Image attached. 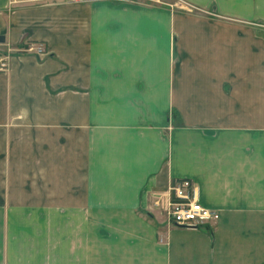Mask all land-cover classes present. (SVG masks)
<instances>
[{
  "label": "crops",
  "instance_id": "crops-1",
  "mask_svg": "<svg viewBox=\"0 0 264 264\" xmlns=\"http://www.w3.org/2000/svg\"><path fill=\"white\" fill-rule=\"evenodd\" d=\"M11 1L0 54L47 55L0 72V264H264V0Z\"/></svg>",
  "mask_w": 264,
  "mask_h": 264
},
{
  "label": "built area",
  "instance_id": "built-area-1",
  "mask_svg": "<svg viewBox=\"0 0 264 264\" xmlns=\"http://www.w3.org/2000/svg\"><path fill=\"white\" fill-rule=\"evenodd\" d=\"M20 0H12L11 4ZM42 5L64 3L90 4L96 2H115L123 4H139L142 1L163 2V0H33ZM176 9L194 10L195 7L183 0H176ZM27 53L38 57H45L47 51L42 43L30 42L16 49H9L0 54V72L7 71L13 53ZM166 213L169 222L177 227H212L220 219V213L201 204L199 187L189 178L175 180L168 192Z\"/></svg>",
  "mask_w": 264,
  "mask_h": 264
},
{
  "label": "rangeland",
  "instance_id": "rangeland-1",
  "mask_svg": "<svg viewBox=\"0 0 264 264\" xmlns=\"http://www.w3.org/2000/svg\"><path fill=\"white\" fill-rule=\"evenodd\" d=\"M176 3V0H163V2L159 3V2H155V1H142L140 2L139 4H135V5H143V6H153V5H160V6H163V7H166V6H170L171 8L175 7L174 4ZM187 4H190L187 2ZM54 5H58V4H54ZM191 5V4H190ZM175 9V8H173ZM181 10H184V11H187L185 9H181ZM194 10H191L189 12H192ZM215 225V224H214ZM213 225V226H214ZM212 226V227H213ZM188 228V227H187ZM208 228H211V227H208Z\"/></svg>",
  "mask_w": 264,
  "mask_h": 264
},
{
  "label": "water",
  "instance_id": "water-1",
  "mask_svg": "<svg viewBox=\"0 0 264 264\" xmlns=\"http://www.w3.org/2000/svg\"><path fill=\"white\" fill-rule=\"evenodd\" d=\"M4 42H5V37L4 36H0V44L4 43ZM193 228H197V227H193Z\"/></svg>",
  "mask_w": 264,
  "mask_h": 264
}]
</instances>
